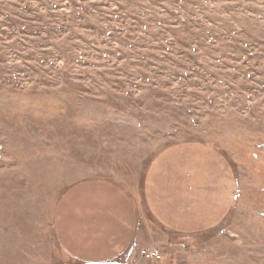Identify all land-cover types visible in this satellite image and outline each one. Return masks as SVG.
<instances>
[{
    "label": "rangeland",
    "instance_id": "obj_1",
    "mask_svg": "<svg viewBox=\"0 0 264 264\" xmlns=\"http://www.w3.org/2000/svg\"><path fill=\"white\" fill-rule=\"evenodd\" d=\"M183 142L221 154L230 213L190 237L144 213L162 260L112 264H264V0H0V264H79L53 228L68 188L141 200Z\"/></svg>",
    "mask_w": 264,
    "mask_h": 264
},
{
    "label": "crops",
    "instance_id": "obj_2",
    "mask_svg": "<svg viewBox=\"0 0 264 264\" xmlns=\"http://www.w3.org/2000/svg\"><path fill=\"white\" fill-rule=\"evenodd\" d=\"M236 185L213 148L178 143L150 162L141 200L107 180L89 179L68 188L55 212L54 234L77 263L112 264L154 246L153 234L143 232L144 213L164 235L202 234L228 216Z\"/></svg>",
    "mask_w": 264,
    "mask_h": 264
},
{
    "label": "built area",
    "instance_id": "obj_3",
    "mask_svg": "<svg viewBox=\"0 0 264 264\" xmlns=\"http://www.w3.org/2000/svg\"><path fill=\"white\" fill-rule=\"evenodd\" d=\"M140 256L145 260L149 261H160L162 260L163 256L161 251L156 247H145L140 251Z\"/></svg>",
    "mask_w": 264,
    "mask_h": 264
}]
</instances>
